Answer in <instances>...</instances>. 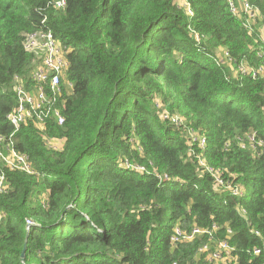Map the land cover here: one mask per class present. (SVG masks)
Masks as SVG:
<instances>
[{
  "label": "trees",
  "instance_id": "1",
  "mask_svg": "<svg viewBox=\"0 0 264 264\" xmlns=\"http://www.w3.org/2000/svg\"><path fill=\"white\" fill-rule=\"evenodd\" d=\"M56 1L0 0V137L13 133L35 172L3 170L0 264H264V76L234 71L264 66V0H234L252 7L248 22L227 0ZM33 32H50L68 63L64 124L14 132V79L41 62L23 47ZM212 225L232 261L209 263L205 236L170 241Z\"/></svg>",
  "mask_w": 264,
  "mask_h": 264
},
{
  "label": "built area",
  "instance_id": "2",
  "mask_svg": "<svg viewBox=\"0 0 264 264\" xmlns=\"http://www.w3.org/2000/svg\"><path fill=\"white\" fill-rule=\"evenodd\" d=\"M227 4L230 13L233 15L244 14L247 17V22L254 17L252 7L246 1L238 5L234 0H227ZM54 6L56 8H63L65 6V0H57ZM188 12L190 13V11ZM195 40H199L197 35H195ZM23 47L24 50L28 52H34L36 57L41 59V62L33 68L28 80H24L19 76L15 77L14 92L16 106L7 116V119L13 126L14 132H16L22 124L29 122H32L38 129H46V125L50 121L55 122L58 126H62L64 124V118L58 103L62 99L63 92L61 82L68 65L64 58L63 50L50 32H33L28 34L24 40ZM262 55L258 54L260 57ZM222 62L230 66L234 64V61L226 51H224L223 57L220 60V63ZM234 71L236 74L251 76L253 79L264 76L263 65L253 68L240 62L236 65ZM162 118L169 120L177 126L182 122L178 117L168 115L167 113H164ZM12 136L13 133L7 139L0 137V193L8 191L4 169L27 174L35 173L31 167L28 156L14 149ZM194 140L196 141L197 139L195 138ZM247 140L252 144L251 147L255 148L254 136H247ZM47 141H58L60 147L56 148V150L62 147V140L49 139ZM204 145L205 139L202 138L199 141V146L203 147ZM256 145L261 147L263 143L261 140H257ZM200 163L203 164V162ZM124 165L138 172H146V169L142 166H131L128 162H124ZM208 171L214 179V182L230 190L232 195L241 196L242 191L239 188H232L228 184H224L220 177L223 170L209 168ZM152 173L157 175L155 171H152ZM158 178H162L161 181L167 180L166 176H158ZM25 224L27 230H29V226H32L30 220H25ZM216 230L217 227L215 225L205 229L195 227L188 231H183L176 227L173 230L170 241L172 244H177L180 242H191L197 236H205L208 243L201 246L199 251L205 255L209 263H225L232 261L235 248L231 247L225 240H214V232ZM228 234H231V232L228 231ZM260 253V250L254 251L255 255H259Z\"/></svg>",
  "mask_w": 264,
  "mask_h": 264
},
{
  "label": "rangeland",
  "instance_id": "3",
  "mask_svg": "<svg viewBox=\"0 0 264 264\" xmlns=\"http://www.w3.org/2000/svg\"><path fill=\"white\" fill-rule=\"evenodd\" d=\"M157 107H160V104H158V106ZM161 108V107H160ZM172 116H176V117H178L180 120H182V118H181V115L179 116L178 114L176 115H172ZM185 120V119H184ZM183 121V120H182ZM58 140V139H57ZM46 146L48 147V148H51V149H53V150H56V148H59L60 147V144H59V142L58 141H53V142H46Z\"/></svg>",
  "mask_w": 264,
  "mask_h": 264
},
{
  "label": "water",
  "instance_id": "4",
  "mask_svg": "<svg viewBox=\"0 0 264 264\" xmlns=\"http://www.w3.org/2000/svg\"><path fill=\"white\" fill-rule=\"evenodd\" d=\"M30 227L31 226H29L28 228H30ZM27 244H28V236H26L25 241H24L23 249H22V252H21V260L24 259V254H25V251H26Z\"/></svg>",
  "mask_w": 264,
  "mask_h": 264
}]
</instances>
